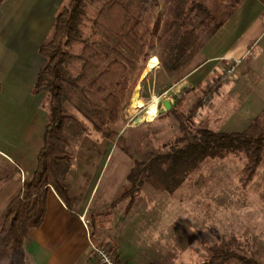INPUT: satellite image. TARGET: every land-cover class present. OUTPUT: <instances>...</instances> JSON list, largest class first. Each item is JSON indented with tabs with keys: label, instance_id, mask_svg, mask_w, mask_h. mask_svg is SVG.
<instances>
[{
	"label": "crops",
	"instance_id": "obj_1",
	"mask_svg": "<svg viewBox=\"0 0 264 264\" xmlns=\"http://www.w3.org/2000/svg\"><path fill=\"white\" fill-rule=\"evenodd\" d=\"M62 2L5 0L0 7V180L12 172L9 179L0 183V217L37 166L47 109L41 96L33 94L32 85L46 62L39 53V45L50 32ZM232 61H238L235 75L218 82L224 68ZM175 73L183 74L181 85H188L195 95L204 96V101H208L205 104L190 99L195 95L182 101V109L187 104L192 107L200 102L194 122L201 118L208 127L223 131L243 130L253 121L264 122V0H241L190 61ZM165 101L169 104L166 109L177 104L170 96L165 97L163 103ZM228 115L233 119L227 120ZM235 125L238 127H224ZM76 160L75 154L66 175L73 209L67 208L53 188L49 190L44 221L39 228L30 229L25 242L26 264L29 260L30 264H99L93 251L95 245L111 247L115 259L123 264H152L156 259H163L162 264H198L201 261L188 263V260H197L192 257L198 255H188L187 259L185 251L195 250V244L199 245L196 249L201 250L202 240L211 245L216 241L203 237L201 228L191 232L198 235L197 242L195 237L187 239L190 229L166 226L161 222L162 212L148 210L150 206L144 203L142 196L128 212L125 211L127 199L112 206L123 191L118 186L113 189L116 175L109 174L102 188L96 181L86 183L89 169L93 167L98 171L99 167ZM263 163L264 151L251 183ZM130 168L125 169L123 177H127ZM113 190V197L106 201L107 194ZM239 204L237 212L232 214L241 218L242 226L264 230V197L250 196ZM122 205L123 209H119ZM104 210L114 213L116 216L112 218L119 217L120 222L116 225L117 218L114 219L107 230L100 225L93 236L88 214L92 216L91 211ZM180 251L183 253H178Z\"/></svg>",
	"mask_w": 264,
	"mask_h": 264
},
{
	"label": "trees",
	"instance_id": "obj_2",
	"mask_svg": "<svg viewBox=\"0 0 264 264\" xmlns=\"http://www.w3.org/2000/svg\"><path fill=\"white\" fill-rule=\"evenodd\" d=\"M5 0H0V7ZM169 0L166 17L157 34L144 26L149 11L159 0H67L57 11L54 24L39 45V53L46 62L38 71L32 85L33 94L42 98L47 107V123L43 143L37 154V166L24 180L19 192L11 198L2 212L0 225V264H26L25 242L32 228H39L45 218L47 196L53 188L68 209H73V198L66 175L75 161L69 150L67 122L86 130L84 122L64 106L65 88L80 92L97 115L106 114L115 121L122 107L121 77L130 69L145 64L151 52L159 46L158 59L167 73H175L187 64L233 13L241 0ZM89 4H99L92 29L86 33L85 17ZM223 13L211 27V20ZM145 28V29H144ZM81 43L78 53L71 50ZM80 69L71 74L74 61ZM194 103L184 117L175 108L181 133L161 147L145 151L132 160L127 174V186L112 202V206L127 199L125 211L132 209L142 186L155 177L162 187L174 191L206 157H224L245 149L248 159L242 168L240 181L247 186L262 161L264 132L252 134L256 122L243 130H215L205 124H194ZM109 140L127 154L125 138L117 132H106ZM12 173V172H11ZM6 174L0 183L9 179ZM210 256L198 264H224L238 259L244 264H264L226 246H212Z\"/></svg>",
	"mask_w": 264,
	"mask_h": 264
},
{
	"label": "rangeland",
	"instance_id": "obj_3",
	"mask_svg": "<svg viewBox=\"0 0 264 264\" xmlns=\"http://www.w3.org/2000/svg\"><path fill=\"white\" fill-rule=\"evenodd\" d=\"M66 1L63 0L62 3L64 4ZM210 2L212 8L215 7V2L213 0ZM168 4L169 0H159L158 5L147 14L144 26L154 34H157L161 29ZM99 8V4H89L87 8L88 15L84 19L86 33L92 29V19ZM222 15L223 13H219L215 19L211 20L209 30L204 35L211 30V27ZM81 47V43H74L71 50L78 53ZM160 51V47L157 46L151 52L149 59L152 55L158 56ZM148 61L145 64L138 65L135 69H130L128 73L121 77L123 82L120 92L122 107L115 121L108 120L106 114L97 115L79 91L70 87L65 88V108L76 114L86 125V130H81L73 121L69 120L67 122L66 131L70 140L69 150L76 154L78 158L76 162L87 163L91 166L97 164L99 167L98 171H94L93 167L89 169L87 172L88 178H85L86 183L96 181L97 186L100 185L102 188L105 181L109 179L108 175L114 174L117 181L113 183V189L118 186L120 191L124 190L127 186V180L123 177V174L125 169L131 166L133 158L139 157L149 149L161 147L163 143L173 141L181 133L179 122L172 108H175L176 111L186 117L191 107L187 104L188 106L182 109L183 105L181 103L195 94L188 85H181L183 74H168L160 63L154 68H148ZM80 65L79 61H74L71 68L72 75L79 71ZM167 96L175 98L177 103L170 109H166L163 103V99ZM138 97L143 98L144 104L138 103ZM190 99L200 100L205 104L208 103L207 100L204 101V96L195 95L194 98ZM151 104L156 105V112L151 118H146L148 115L147 108ZM226 118L232 120L233 116L228 115ZM196 122L190 125L193 129L203 124L201 118ZM255 122L256 126L250 132L255 135L264 132V122ZM111 131L124 136L130 154L122 151L115 142L108 139L106 132ZM247 159L248 155L245 149L236 150L224 157H206L192 170L193 172L199 166L196 173L190 179L186 178L174 191L164 189L155 177H151L144 184V191L142 195L140 192L138 198L144 197V203H148L150 206L148 210L161 211L164 216L161 222L165 223L166 226L190 229L189 233L186 234V238L192 239L195 237V242H197L198 235H193L191 232H196L199 228L203 230V237L214 238L213 241L216 240L213 245L202 240L200 242L201 250L196 249L199 246L198 244L193 245L195 250L187 249L184 253L187 259L188 255H198L197 258L192 257L197 260H188V263L206 260L210 256L214 245L226 246L264 263V234L259 231L264 230L243 227L241 218L237 219V216L232 214L237 212V206L244 198L255 195L264 197V163L250 185L244 187L241 184L242 168ZM114 191L107 194L106 201L113 197ZM119 209H123V205ZM137 211L140 212L141 209L138 207ZM91 213L92 216L88 214V217L91 219L90 228L93 236H95V230L100 225H103L107 230L114 219L117 218L115 220L116 225L120 222L119 217L112 218L116 215L107 213L105 210L91 211ZM226 214L228 218H226ZM1 221L2 217H0V225ZM155 221L158 220L155 219ZM231 230L234 233H231ZM209 231L215 234L209 236L206 233ZM221 232L222 234H220ZM29 262L28 264H30ZM163 262V259H156L151 263L162 264ZM224 264L244 263L233 258Z\"/></svg>",
	"mask_w": 264,
	"mask_h": 264
},
{
	"label": "built area",
	"instance_id": "obj_4",
	"mask_svg": "<svg viewBox=\"0 0 264 264\" xmlns=\"http://www.w3.org/2000/svg\"><path fill=\"white\" fill-rule=\"evenodd\" d=\"M238 65V61L230 62L221 73L218 82L231 78L236 73V67ZM94 254L96 256L99 264H123L117 261L114 257L113 250L111 247L104 245H95L93 247Z\"/></svg>",
	"mask_w": 264,
	"mask_h": 264
},
{
	"label": "bare ground",
	"instance_id": "obj_5",
	"mask_svg": "<svg viewBox=\"0 0 264 264\" xmlns=\"http://www.w3.org/2000/svg\"><path fill=\"white\" fill-rule=\"evenodd\" d=\"M158 64V58L155 55H152V57L149 59L148 61V68H154L155 66H157ZM138 103L140 104H144V100L141 97H138ZM156 112V105L155 104H151L148 106L147 108V113L148 115L146 116V118H151L152 115H154Z\"/></svg>",
	"mask_w": 264,
	"mask_h": 264
},
{
	"label": "water",
	"instance_id": "obj_6",
	"mask_svg": "<svg viewBox=\"0 0 264 264\" xmlns=\"http://www.w3.org/2000/svg\"><path fill=\"white\" fill-rule=\"evenodd\" d=\"M164 104H165V106H166V107H169V104H168V102H167V101H165V103H164Z\"/></svg>",
	"mask_w": 264,
	"mask_h": 264
}]
</instances>
